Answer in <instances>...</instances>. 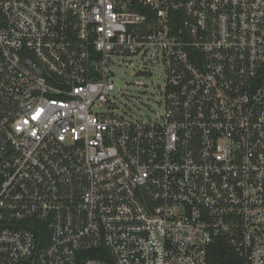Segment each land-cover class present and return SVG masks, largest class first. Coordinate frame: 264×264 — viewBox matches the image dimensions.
Here are the masks:
<instances>
[{
	"label": "built area",
	"instance_id": "2783aa9c",
	"mask_svg": "<svg viewBox=\"0 0 264 264\" xmlns=\"http://www.w3.org/2000/svg\"><path fill=\"white\" fill-rule=\"evenodd\" d=\"M0 264H264V0H0Z\"/></svg>",
	"mask_w": 264,
	"mask_h": 264
},
{
	"label": "rangeland",
	"instance_id": "374dc122",
	"mask_svg": "<svg viewBox=\"0 0 264 264\" xmlns=\"http://www.w3.org/2000/svg\"><path fill=\"white\" fill-rule=\"evenodd\" d=\"M113 58L117 62L116 76L112 77L115 83V90L112 91L115 112L132 118L142 117L148 113L157 114L162 107L159 103L160 90L157 87V83L161 82L164 77L162 69L153 68L151 73H139L138 66H131L126 63L133 58H125L123 61L118 57ZM137 80L144 82L145 85L135 84ZM95 107L104 111L112 109L100 105Z\"/></svg>",
	"mask_w": 264,
	"mask_h": 264
},
{
	"label": "trees",
	"instance_id": "16d2710c",
	"mask_svg": "<svg viewBox=\"0 0 264 264\" xmlns=\"http://www.w3.org/2000/svg\"><path fill=\"white\" fill-rule=\"evenodd\" d=\"M228 248H230L228 245L223 246V249H224L225 251H228ZM220 252H221V251H220ZM216 260H219V259H216Z\"/></svg>",
	"mask_w": 264,
	"mask_h": 264
}]
</instances>
